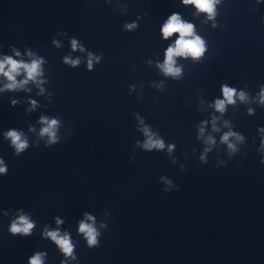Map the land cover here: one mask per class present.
I'll return each instance as SVG.
<instances>
[{
  "label": "clouds",
  "instance_id": "obj_1",
  "mask_svg": "<svg viewBox=\"0 0 264 264\" xmlns=\"http://www.w3.org/2000/svg\"><path fill=\"white\" fill-rule=\"evenodd\" d=\"M220 2V0H182L184 5H194L197 13H205L207 15L208 20H214L216 16V5ZM135 23L125 24L124 28L128 31H131L136 28ZM215 27V24L213 25ZM162 37L164 39H168L173 34L178 33V37L175 39L174 43L169 45L165 50V59L164 62L158 64L157 67L161 70V72L165 76H170L174 79H179L183 70L182 67L177 65V58H189L191 57L193 61H199L201 57H203L206 51V43L201 36L196 34L195 27L192 23L184 21L179 14L173 13L169 16L166 22L163 24L161 28ZM53 44L56 47H60L58 41L53 40ZM71 48L73 51L79 49V51L83 52L85 49L79 44L76 39L71 40ZM16 56H19V52H15ZM28 56L31 57L30 62H24L23 60L13 59L11 56H4L0 59V76L6 78L7 83L4 85V90H18L24 89L25 86L31 81L36 84L37 87H40L44 81L41 77L44 75L42 65L45 63L42 57L36 56L33 52H28ZM101 60V56L93 55L91 52L88 53L87 56V67L89 70L93 69L94 62L99 63ZM63 62L66 65H70L75 68L78 66L81 61L79 58H71L69 56H65L63 58ZM21 74L24 75V79L17 80V76ZM41 93L44 91L43 88L40 89ZM222 95L223 99H217L212 105L217 112L224 113L226 110V105H234L236 103V99L240 101H246L248 99L247 93L244 91L237 92L236 88L229 87L226 84L222 86ZM259 100L261 104H264V86H261L259 92ZM13 104L16 101H12ZM32 107H36L35 101H31ZM249 114H252V110H249ZM143 123V120L140 121ZM40 123L44 126L41 128L40 136H46L47 145H53L58 142L60 139L57 135V131L59 128V120L48 117H41ZM206 123V122H204ZM227 126V122H225ZM212 126L214 131H218L215 126V118L212 121ZM30 131H34V129H29ZM146 140L143 143L142 147L145 150L151 151L153 149L162 150L165 148V143L163 139L159 138L155 133L151 131V129L145 126L142 129ZM200 134L203 135L204 128H200ZM5 139L10 141V146L14 149V155L20 156L29 148V143L27 138L24 136L23 132L12 129L4 133ZM235 136L237 140H242L243 137L238 133L229 131L225 133L221 140L223 143H226L230 150H236V144L230 142V137ZM207 144H214V139L209 136L206 141ZM174 145H168V151L171 152L173 150ZM210 149H205V151H209ZM203 160L204 157L202 156ZM8 172V168L5 164L3 158H0V175H6ZM163 179V178H162ZM169 187L165 189V191H170L173 187L171 181H167ZM178 187V186H177ZM7 215V213H5ZM87 221H93V223H88L85 221H81L79 225V233L83 234L84 239L87 242V246L89 248H97L100 246V232L94 226V218L91 215L85 214ZM57 224H61L62 221L57 218ZM36 227V224L33 220L29 218L28 215L18 214L17 217L11 221L8 231L13 235L20 234L24 237L31 236L33 229ZM42 236L44 238L50 239L55 246L59 249V251L63 254L64 259L60 261V264H68L69 260H76L77 256L74 253V247L70 236L68 233L61 234V232L57 230H49L47 226L44 227L42 232ZM45 256L44 252H37L32 255L28 261V264H45Z\"/></svg>",
  "mask_w": 264,
  "mask_h": 264
}]
</instances>
